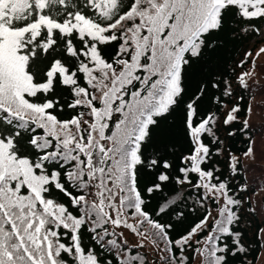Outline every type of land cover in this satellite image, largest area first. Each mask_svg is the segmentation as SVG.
<instances>
[{"label": "snow or ice", "instance_id": "snow-or-ice-1", "mask_svg": "<svg viewBox=\"0 0 264 264\" xmlns=\"http://www.w3.org/2000/svg\"><path fill=\"white\" fill-rule=\"evenodd\" d=\"M230 16L264 35V0H0V264H149V244L160 264H253L239 227L249 185L231 181L264 178V122L249 103L241 123L213 69ZM236 80L264 111L252 73ZM237 124L242 156L225 147ZM173 184L205 208L179 233L187 197L152 206ZM255 235L264 250V226Z\"/></svg>", "mask_w": 264, "mask_h": 264}, {"label": "trees", "instance_id": "trees-1", "mask_svg": "<svg viewBox=\"0 0 264 264\" xmlns=\"http://www.w3.org/2000/svg\"><path fill=\"white\" fill-rule=\"evenodd\" d=\"M244 23L245 22L239 20V18L229 17L228 29L222 37L223 46L217 60L213 62V69L222 73L219 78L223 79L225 82L231 83L233 97H229L228 99L233 100L235 98V102L240 104L241 123L243 121L247 105L249 103L252 104L253 114L250 122L255 126L264 122V111L257 107V105L262 102V99L259 95H257L255 101L251 100L249 93L245 92L237 83L236 77H238L242 72L248 71L252 73L254 81H258L262 88H264V60L257 59V52L259 48L264 47V35H258L254 32H241L240 29L244 26ZM252 23L256 24L258 27H264V25H261L259 21H252ZM246 52H251L252 56L246 57ZM242 60H246L247 63L243 67H240L238 65ZM253 61L255 62V68H253ZM253 91H255V89H253ZM241 96L244 97V100L242 101L239 100V97ZM230 106L231 105H229V107ZM234 127L237 129V134L234 138L226 139L225 147L227 149H231L233 153L242 156L247 147V136L239 131V124ZM253 132H256L255 127L253 128ZM256 139L257 148L259 149V134H257ZM217 160L220 169L223 171L224 175H227V151L224 155L218 157ZM245 164H247V161H245ZM224 175L221 176V179L224 178ZM245 179L248 182L249 191L247 193H241L245 199V214L239 227L246 234L245 243L251 244L254 247V251L248 257L249 260H253V264H264V250L260 249L255 235L257 228L259 226H264V213H259L258 208V215L251 216L248 214L250 211V206L248 204L249 199L251 200V207H257L258 203L264 202V178H262L261 173L259 172L245 173L244 171H241L240 176H237L231 182L234 186L240 185L244 183ZM173 193H178L179 196L187 197L185 203L180 206L186 213V221L183 225L174 229V233L184 232L195 222L203 218L205 215V208L196 204V210L194 212L189 211L191 206L198 199L197 194L188 185L181 187L180 185L175 184L170 185L162 194L158 195L156 199L152 201L153 208L156 207L161 196H170ZM205 207L212 211L213 216L216 215L217 209L211 201L207 202ZM209 223H211V220ZM117 231H124V234L129 241V246L135 244L138 240V238L131 234L128 230L118 229ZM85 242L90 243V238L88 236L85 237ZM257 252H259V260L255 261L254 258ZM139 253L141 256L147 257L149 264H160L157 253L153 250V247L150 244L145 248L139 249ZM187 255L191 254L188 253ZM193 264H201L200 258L197 257ZM236 264H239V260L236 261Z\"/></svg>", "mask_w": 264, "mask_h": 264}, {"label": "rangeland", "instance_id": "rangeland-1", "mask_svg": "<svg viewBox=\"0 0 264 264\" xmlns=\"http://www.w3.org/2000/svg\"><path fill=\"white\" fill-rule=\"evenodd\" d=\"M257 59L264 60V53H261L259 56H257Z\"/></svg>", "mask_w": 264, "mask_h": 264}]
</instances>
